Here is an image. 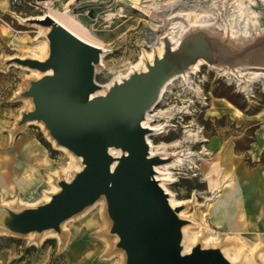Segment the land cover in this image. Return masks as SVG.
<instances>
[{
	"label": "rangeland",
	"instance_id": "rangeland-1",
	"mask_svg": "<svg viewBox=\"0 0 264 264\" xmlns=\"http://www.w3.org/2000/svg\"><path fill=\"white\" fill-rule=\"evenodd\" d=\"M2 1L0 159L19 163L33 153L41 162L25 164L35 168L40 180L31 191L25 193L13 184L0 185V217L5 210L21 211L46 203L45 197L54 193L58 182L71 181L82 167L78 157L57 146L45 126L39 122L19 125L22 114L33 109L32 100L22 93L37 77L33 70L10 60L38 59L45 42L49 47L48 31L45 33L41 25L27 19L46 15V4L50 3L55 9L67 10L104 43L103 65L99 63L95 71V81L102 87L128 73L139 61L149 63L148 54L155 55L165 43L164 36L173 30L177 36L184 33V37L204 31L227 42L239 61L233 62V67L205 63L188 79L180 78L169 86L152 108L151 124L159 129L151 132V140L158 152L155 156L166 159L164 164L182 158V162L165 170V177L170 179L163 182L173 198L181 202V217L191 225L189 233L201 234L198 244L221 251L226 247L231 255L240 256L241 264H264V227L249 223L248 191L244 188L259 178L257 173L264 174V168L255 169L264 158L254 159L247 151L248 142L264 120V8L251 11V34L241 35L244 23L238 22L232 12L212 10L215 5H206V0H141L142 6L155 13L162 10L163 4L182 3L179 10L165 15V25L141 15L133 6L134 0H125L124 5L118 0H30L15 5L11 0ZM123 14L125 17H120ZM204 16L210 26L202 29L198 25ZM237 68L242 73L229 72ZM221 105H227V111ZM258 108L256 114H249ZM214 164L222 170L210 182L207 174ZM261 177L264 184V175ZM227 180L234 183L232 188L225 186ZM231 201L244 204L247 216L220 212ZM96 203L65 221L61 233L49 230L18 235L0 225V264H126L125 252L117 247L118 237L110 232L112 221L106 200L102 197ZM227 220L236 223L230 230Z\"/></svg>",
	"mask_w": 264,
	"mask_h": 264
},
{
	"label": "water",
	"instance_id": "water-1",
	"mask_svg": "<svg viewBox=\"0 0 264 264\" xmlns=\"http://www.w3.org/2000/svg\"><path fill=\"white\" fill-rule=\"evenodd\" d=\"M27 22L50 28L49 53L45 60H10L43 74L22 93L32 100L33 109L22 114L19 125L43 123L57 146L81 158L83 168L71 181H59L60 190L48 202L5 210L0 225L18 235L61 233L65 221L104 197L110 232L118 237L126 264H233L219 248L197 244L183 254L182 230L188 221L155 179V168L166 159L151 155L147 136L152 131L142 125L165 84L199 60L233 67L239 59L227 42L199 31L183 37L173 50L165 39L162 57L147 63L146 71L132 73L101 94L103 87L95 81L101 49L48 15ZM113 150L120 155L114 156Z\"/></svg>",
	"mask_w": 264,
	"mask_h": 264
},
{
	"label": "bare ground",
	"instance_id": "bare-ground-1",
	"mask_svg": "<svg viewBox=\"0 0 264 264\" xmlns=\"http://www.w3.org/2000/svg\"><path fill=\"white\" fill-rule=\"evenodd\" d=\"M213 1L214 0H206L205 3L207 5V4H209V3L212 2V5H215V7H218V8H215V7L212 6L213 7V8H211L212 10L218 11V9H219L223 13H226V14L232 12V15L237 17L238 22L242 21V23H244V25L241 27L242 30H240L241 31L240 32L241 35L242 34H244V35H250L251 34V32L248 30V26L250 24L249 23V18H250L249 14L252 13L251 11L254 10V9H257V8H264V0H216L215 3H213ZM119 2H120L121 5L122 4L124 5L125 0H118V3ZM141 4H142L141 3V0H134V2H133V6L136 8V10H138L140 12L141 15H144V16L150 18L151 20L156 21V22H160V23H162L164 25L166 23H168L167 19H165V15H169V14L171 15L174 11L179 10L180 6L182 5V3H179V2L172 3V4H163L161 6V9L162 10L160 12H158V13L157 12L155 13L151 8L146 7V6H142ZM46 5H47V9H48V12H47L46 15L50 16L54 21H56L57 24L63 26L65 29H67L68 31H70L72 34H74L76 37H78L82 41H84V42H86L88 44H91V45H93V46L101 49L103 52H105L104 43L101 40H99L96 36H94L89 31V29L87 27H85L79 20H77L73 15H71L67 10L66 11H60L58 9H55V8H53L51 6L50 3H47ZM246 16H248V19L246 18ZM43 17H44V15L43 16H39L38 18L41 19ZM120 17H125V15L123 14ZM174 17H177V16L174 15ZM113 19H115V17H112L111 18V20H113ZM131 20L132 19L129 18L128 21H131ZM208 20H209L208 17L207 16H204V18L200 20L201 23L199 22L200 24L198 25V27L203 29V28H206V27L210 26V24H207L206 23ZM128 21H126L125 23H127ZM191 25L193 26L194 24L190 23V26ZM121 27H123V25H121ZM121 27H119L118 30H120ZM49 29H50L49 27L42 26V30L45 31V33L47 31H49ZM170 29H173V28H170ZM164 37H165V39H168L169 43L172 46V49L174 50V49L177 48L178 44L183 39L184 33H182V34H180V35L177 36V34L175 33V31L173 30L170 33L166 34ZM48 48H49L48 47V44H47V42H45V45H44V48H43V51H42V55L38 57L39 60H45L47 58V56H48ZM164 48H165V43H164V45L161 48H159L158 52H156L155 55L153 53H149L148 54V57H147V61H149V63L152 64L153 61H154V59H155V57H162V55L164 53ZM103 56L104 55L102 54L101 55V59L103 58ZM100 63H101V65H103V60H101ZM205 63L206 62L201 59L194 66H192L189 70H187L186 73L181 74V75H178V76H175L174 78L170 79L165 84V86L163 87V89L161 91V95H160L159 102L161 101V99L163 97V94L166 92L167 88L169 86H171L176 80H178L180 78H183L185 80L188 79V77L191 76L190 74L195 73L196 71H198L200 69V67L203 64H205ZM211 66H213V65H211ZM243 69H247V68L245 67ZM146 70H147L146 63L143 60H141L136 65H134L132 67V69L128 73H126L124 75H120L109 86H104L102 88V91L100 93L101 94H105V92L113 85V83H120V82H122L124 79H126L132 73L137 72V71H146ZM229 72L231 74H234V73L240 74V73H242L241 68H237L236 70H232V71H229ZM33 73L37 77V79L40 78L43 75L42 73H40L38 71H35V70H33ZM262 75H264V74H262ZM29 105L31 106V102L29 103ZM152 110L153 109H151L150 111L147 112L146 118L143 121L142 125H143V127L150 129L151 131H157L159 128L158 127H155V126H152V124H151L152 121H154L152 119V115H151V111ZM39 124L41 126H44L43 123H41V122ZM45 130L48 133V130L46 128H45ZM151 136H152V134L150 133L147 136V139H148V143H149V146H150L151 155L152 156H155L158 152H155V150H154L155 147H156V145L152 142ZM26 147H28V146H26ZM60 148L63 149V150H67V149H65L63 147H60ZM111 153L114 156H119L120 155V153L118 151H114V150L111 151ZM23 155H24V153H23ZM79 159L81 160V158H79ZM28 161H34V162H37V164H38L39 162H41V158L37 154H33L32 153L30 155L28 154L27 157H23L19 163H17V161H14L12 159H7V160L0 159V185L3 186V184H13L14 186L20 188L25 193L31 191L34 188V186H36L37 184L40 183V180L39 179H38L39 181L37 180V177L35 175L36 173L34 171L35 168H29V167H27L28 164L25 166V164ZM43 162H45V160H43ZM180 162H182V158L181 157H178L174 162L167 163V164H164V165H160V166H157L155 168V171H156L155 179L159 183V185L165 190V192H167L170 195L169 202H170V204H171V206L173 208L178 207L181 204V202L176 201L173 198L172 193L165 186V184H164L163 181H165L167 179H170V177H165V175L167 174V172H165V170L169 169V167H172V166H174V165H176V164H178ZM82 168H83V165L80 168V170ZM221 170H222L221 168H218L214 164V166L212 167V169L207 174V179H209L210 182H211L213 180V178H215L214 176H218L220 174ZM222 175L223 174H221V176ZM67 182H69V181H67ZM218 184L220 185V183H218ZM233 184L234 183L231 180H227L225 182V186L226 187H231L232 188L233 187ZM1 189H2V187H1ZM59 190H60L59 187H54L53 192L54 193H57ZM51 196L52 195H47L45 197V201L48 202L50 200ZM245 207L246 206H244V204L243 205H241V204H238L237 205L236 202L231 201L230 204L227 205V207L225 209H222L221 208L220 209V212H224L225 213V212L232 211V213H233L232 214V217H235L236 215H239V214L241 216L245 217V215L247 216V214H248V209H246ZM179 216L180 217L183 216V212L179 213ZM221 220L224 222V219H221ZM244 221H246V220H244ZM244 221H241L240 224H244ZM225 222L228 223L227 225L229 227V230L232 229L234 227V225L236 224L235 222H232L231 220H227ZM245 223H247V222H245ZM63 227L64 226H62V228ZM190 228H191V225H186V226L183 227V230H182V232H183V240H182L183 254L190 253L191 250L200 241L199 239H200V235L201 234H199V233L198 234H193V233L191 234V233H189V229ZM222 253H223V255L231 263H233V264H241L239 262L240 256L237 255V254L236 255H231L228 248H226V247L223 248L222 249Z\"/></svg>",
	"mask_w": 264,
	"mask_h": 264
},
{
	"label": "crops",
	"instance_id": "crops-1",
	"mask_svg": "<svg viewBox=\"0 0 264 264\" xmlns=\"http://www.w3.org/2000/svg\"><path fill=\"white\" fill-rule=\"evenodd\" d=\"M4 1L6 0H3L1 4H3ZM23 1L26 2V0ZM221 107L227 111V105H221ZM262 114H264V110ZM253 139L248 152L254 159L260 156L264 158V120L259 130H257V135ZM256 165L258 166L255 167V169L262 170L264 168V162ZM257 175L259 178L255 179L254 183L248 184L244 188L248 191L246 201L249 209V223L262 224L264 227V184L262 183L263 178L261 177L264 174L257 173Z\"/></svg>",
	"mask_w": 264,
	"mask_h": 264
},
{
	"label": "trees",
	"instance_id": "trees-1",
	"mask_svg": "<svg viewBox=\"0 0 264 264\" xmlns=\"http://www.w3.org/2000/svg\"><path fill=\"white\" fill-rule=\"evenodd\" d=\"M27 1H30V0H26V2H27ZM242 109L245 110L244 108H242ZM260 109H261V108H258L256 111L249 112V114H256L257 112L260 111ZM253 138H254V137H253ZM253 138L248 142L249 145H251V143L253 142V140H254ZM249 147H250V146H249ZM249 147L247 148V151H248ZM1 239H2V238H0V240H1Z\"/></svg>",
	"mask_w": 264,
	"mask_h": 264
},
{
	"label": "built area",
	"instance_id": "built-area-1",
	"mask_svg": "<svg viewBox=\"0 0 264 264\" xmlns=\"http://www.w3.org/2000/svg\"><path fill=\"white\" fill-rule=\"evenodd\" d=\"M23 0H11V3L12 4H19V3H21ZM37 3L39 4L40 2L39 1H37Z\"/></svg>",
	"mask_w": 264,
	"mask_h": 264
}]
</instances>
